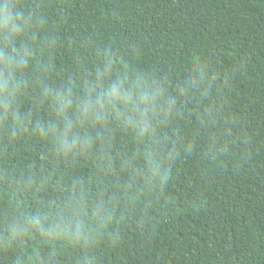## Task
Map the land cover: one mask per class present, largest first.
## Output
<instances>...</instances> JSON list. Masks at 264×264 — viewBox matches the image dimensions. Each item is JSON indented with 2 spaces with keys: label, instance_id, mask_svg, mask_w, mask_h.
<instances>
[{
  "label": "trees",
  "instance_id": "16d2710c",
  "mask_svg": "<svg viewBox=\"0 0 264 264\" xmlns=\"http://www.w3.org/2000/svg\"><path fill=\"white\" fill-rule=\"evenodd\" d=\"M0 264H264V0H0Z\"/></svg>",
  "mask_w": 264,
  "mask_h": 264
},
{
  "label": "clouds",
  "instance_id": "9594fccd",
  "mask_svg": "<svg viewBox=\"0 0 264 264\" xmlns=\"http://www.w3.org/2000/svg\"><path fill=\"white\" fill-rule=\"evenodd\" d=\"M10 6L9 5H5L4 6V10H5V19L7 20L8 18H10L11 17V12L10 11H8V8H9Z\"/></svg>",
  "mask_w": 264,
  "mask_h": 264
}]
</instances>
